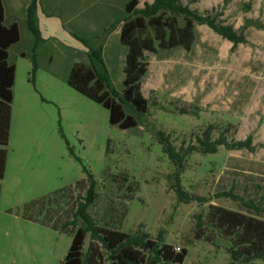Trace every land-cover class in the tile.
<instances>
[{"label": "rangeland", "instance_id": "obj_1", "mask_svg": "<svg viewBox=\"0 0 264 264\" xmlns=\"http://www.w3.org/2000/svg\"><path fill=\"white\" fill-rule=\"evenodd\" d=\"M27 1L12 14L21 40L9 48L16 77L0 180V264H63L72 227L60 231L25 213L35 200L71 187L44 207V218L58 227L72 219L78 195L86 192L74 189L88 178L85 167L97 180L99 198L89 211L100 225L125 232L142 227L177 250L187 248L184 264H231V242L212 226L208 213L212 205L255 213L241 201L216 197L229 190L254 200L264 219V27L251 25L264 24V0H183L201 12L223 13L219 20L243 30L247 40L234 47L197 24L191 50L149 54L143 81L149 113L130 130L112 125L108 108L68 83L75 62L94 60L101 73L109 70L112 89L122 92L127 47L120 29L129 0ZM33 2L39 36L28 24ZM212 123L213 140L229 126L230 142L250 136L255 150L222 145L216 153L192 151L183 163L182 186L207 201L181 202L171 187L177 166L163 151L159 132L179 149L197 147Z\"/></svg>", "mask_w": 264, "mask_h": 264}, {"label": "trees", "instance_id": "obj_2", "mask_svg": "<svg viewBox=\"0 0 264 264\" xmlns=\"http://www.w3.org/2000/svg\"><path fill=\"white\" fill-rule=\"evenodd\" d=\"M140 5V0L128 1L126 16L120 29L121 42L127 47L122 92L112 89L109 70L105 68L107 71L101 73L96 68L94 60L92 64L75 62L68 79L69 85L78 92L110 110L109 120L112 125L128 130L137 127L142 122V117L149 113V100L143 90V81L151 64L149 54L157 53L160 49L191 50L196 42L197 24L209 26L216 31V34L233 42L234 47L247 40L243 30L236 29L233 24L220 21L219 14L214 10L201 12L183 0H145L143 6ZM36 9V3L33 2L28 10V24L29 29L39 36L35 19ZM250 23L248 19L244 27ZM252 24L264 27L261 22H252ZM19 26L18 23L5 24L4 0H0V180L5 177L8 158L7 146L10 143L11 111L16 77V66L9 61V48L21 40ZM100 56L97 55V59H100ZM100 60L102 63L103 60ZM36 61L35 59L34 70L37 68ZM227 128H224L219 137L213 140L212 135L216 132V126L212 123L202 134L199 146L192 144L181 149L177 148L169 137L159 132L163 151L177 166L171 187L176 191L181 202L207 201L206 197H196L182 186L183 163L192 151L199 149L205 154L216 153L222 145L230 150L243 148L255 150L250 136L230 142L226 136ZM84 171L87 172L88 178L78 182L74 189H85L86 192L78 195L73 218L67 220L61 227L44 218V207L53 203V198L69 192L71 187L58 190L54 196L35 200L27 206V213H25V218L40 220L60 231H66L72 227L70 230L73 231V239L63 264H108V261L110 264H184L189 252L187 248L177 250L176 245L165 242L161 237H150V233L144 231L142 227L133 232H125V230L100 225L89 211L90 206L94 205L99 198L97 180L86 167ZM124 179L127 178L124 177ZM216 197H228L241 201L246 209L255 211V213H245V211L231 210L219 205L210 207L208 218L212 226L221 232L222 238H227L231 242L228 249L231 264L252 263L256 259L264 260V219L260 216L262 208L254 200H245V197L234 191L224 190L217 193ZM200 218L196 224L198 228L202 227ZM79 221H82L81 225H78ZM200 232L199 230V234ZM88 236L90 241L87 242Z\"/></svg>", "mask_w": 264, "mask_h": 264}, {"label": "crops", "instance_id": "obj_3", "mask_svg": "<svg viewBox=\"0 0 264 264\" xmlns=\"http://www.w3.org/2000/svg\"><path fill=\"white\" fill-rule=\"evenodd\" d=\"M15 3H13L14 9L11 10V2L12 0H4V5H5V24L6 25H11L18 23L14 18H12V14L16 9H20L24 6V0H14ZM28 3H31V0L27 1Z\"/></svg>", "mask_w": 264, "mask_h": 264}]
</instances>
